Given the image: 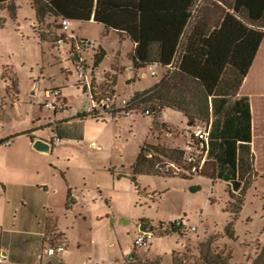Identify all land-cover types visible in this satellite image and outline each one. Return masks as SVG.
Instances as JSON below:
<instances>
[{
	"label": "rangeland",
	"instance_id": "obj_1",
	"mask_svg": "<svg viewBox=\"0 0 264 264\" xmlns=\"http://www.w3.org/2000/svg\"><path fill=\"white\" fill-rule=\"evenodd\" d=\"M225 1L231 0H200L195 19L204 17L216 21L225 12ZM0 22L3 25L0 26V105L2 97L7 96V88L18 98L7 102L14 103V108L0 106V141L14 130L25 129L36 117L48 113L43 107L46 87H54L50 91L61 90L69 108L65 114L78 116L86 113L89 95L82 85L75 86L79 78L69 47L67 44L56 45L52 40V43L40 42L33 30L36 12L32 0H14L11 6H0ZM71 31L80 39L92 42V46L82 52L89 66L93 65L96 52L101 48L106 52L93 73L92 69L88 70L100 88L111 87L121 96L125 94L123 97L128 100L130 97L126 95L133 90L149 86L158 79L151 77L149 70H145L148 75L144 76L145 71L137 74L127 69L132 65L128 55L132 44L122 42L116 32H107L104 26L94 22L75 21L71 23ZM53 32L58 34V31ZM53 32L52 37L55 36ZM34 82H38L35 96L31 93ZM51 99L57 102L55 97L51 96ZM159 115L160 112L153 116L134 112L127 117L106 115L104 120L87 117L84 128L70 129L74 133L84 129L82 142L58 143L53 154L49 153L43 160L42 177L49 181V193L45 192L49 208L55 211L70 243L82 242L80 254H86L91 249L90 233L106 230L103 225L95 223V216L107 213L129 220L146 219L152 226L183 220L185 228L196 227V230L171 235L154 232L150 244L138 248L142 255L137 260L143 263L149 260L152 264H252L264 247L263 178L245 189L240 204L238 199L231 197L226 182L203 174H196L191 180L142 176L141 185H150L152 191H157L155 195H147L132 182V164L145 144L157 143L159 139L162 141L159 143L171 147L185 151L191 149L188 138L192 128L182 114L166 109L160 119ZM196 124L205 126L206 121L197 120ZM92 142L98 147L91 145ZM14 148L20 149L19 141L10 147H0V164L10 160ZM112 171L124 172L125 176H113ZM62 173L73 183V192L78 199L74 211L67 217L66 182ZM110 226L108 235L117 233L121 244L126 245L130 238L128 230L132 228L129 221L120 220L114 228L113 223ZM228 228L233 229L232 236L227 233ZM107 239L102 245L107 252H103L100 258L109 259L120 254L110 247L111 241ZM130 248H134L131 238Z\"/></svg>",
	"mask_w": 264,
	"mask_h": 264
},
{
	"label": "trees",
	"instance_id": "obj_2",
	"mask_svg": "<svg viewBox=\"0 0 264 264\" xmlns=\"http://www.w3.org/2000/svg\"><path fill=\"white\" fill-rule=\"evenodd\" d=\"M13 1L0 0V6H11ZM199 2L32 0L37 25L33 30L42 43L53 41L58 44L63 39V44L71 46L70 56L74 62L78 60L72 48L74 40L63 29V20L71 24L74 21L87 22L93 19L107 31L116 32L122 42L130 41L132 50L128 55L133 66L131 72L138 74L152 67L157 75L151 76L150 72L149 75L158 79L150 87L133 93L128 100L133 105L155 110V114L165 108L177 110L185 116L190 126L197 125V120H205V126H211L210 161L200 174H205L206 168L211 165L210 177L227 181L231 197L238 199L240 204L243 192L257 174L254 170L255 156L251 149L250 100L247 96L239 97L238 91L264 39V0L225 1V12L212 22L204 17L195 19L194 13ZM0 26H3L1 22ZM52 32L55 35L53 37ZM105 56L106 52L102 48L94 54L92 73ZM176 58L177 68L171 72L170 65ZM91 78L94 92V89L101 86L95 84L94 77ZM77 85L81 86L79 82ZM83 89L87 92L84 86ZM112 90L117 99V92ZM62 105L52 110L55 113L66 110L65 102ZM79 117L105 119L104 116L95 117L89 113ZM31 132L27 130L24 134ZM12 137L1 140L0 145L9 143ZM147 152L152 156H147ZM184 153L185 150L165 143L145 144L132 164V182L137 189H141L139 175L174 177L172 174L161 173L156 165L163 158L180 162ZM238 194L241 196L238 197ZM71 203L69 189L66 207L70 208ZM144 225L159 235L188 232L184 228L177 229L173 222H160L157 226L145 222ZM233 232V229H227L231 236ZM132 254L134 260H128L125 264H152L149 260L144 263L137 260L135 251ZM252 264H264V247Z\"/></svg>",
	"mask_w": 264,
	"mask_h": 264
},
{
	"label": "crops",
	"instance_id": "obj_3",
	"mask_svg": "<svg viewBox=\"0 0 264 264\" xmlns=\"http://www.w3.org/2000/svg\"><path fill=\"white\" fill-rule=\"evenodd\" d=\"M87 22H94V20L91 19ZM68 47L69 54L71 55V46L68 45ZM146 75L147 74H144V76ZM115 79L118 81L117 77H115ZM16 80L17 79H15L14 82H16L15 84L17 85ZM95 84L98 86L96 79ZM151 85L143 88L150 87ZM115 87L116 91H118L117 85ZM51 88L54 87L45 88L46 101L43 107L47 109L48 113L36 117L25 129L14 130L10 135L6 136V139L13 136L10 142L0 145V147H10L14 142L19 141L20 143V149L18 151L16 148L13 149L14 151L10 156V160H6L0 164V257L3 258L0 264H125L126 258L134 252V248H130V238L134 245V239L142 232L141 226L145 224V222L150 225L148 220L142 218H133L129 220L127 217H119L117 214L111 215L110 213H107L105 216H95V223L103 225L106 230L103 231V233L99 232V230L97 232H91V249L86 254H80L84 244L82 242L70 243L68 233L60 226L59 218L54 213L55 211L53 208H49L50 204L45 192L49 193L50 189L48 179L42 177L44 170L43 160L48 157L49 153L50 155L53 154L55 145L58 143L65 141L82 142L84 140V129H80L76 133L71 132L70 129L73 127L81 128V126L84 128V122L86 120V118L81 119L79 115L65 114L69 110L67 106L66 110L56 113L52 109L46 107V103L52 101L51 96H49ZM10 90V88H7V96L2 97L0 106L10 105L7 103L8 100L14 102V98L16 97ZM136 91H138V89L133 90L126 96L129 98ZM31 93L34 96L38 94V82H34ZM117 94V102L127 100V97H123L125 94H122V96L119 93ZM238 96H247L251 105V149L255 156L254 170L257 175L250 181L248 185L250 186L258 179H264V39L247 76L239 88ZM63 99L66 104L67 101L64 96ZM17 100L18 98H16L15 101ZM10 106L14 108L15 104L13 103ZM166 109L170 108L163 109L158 116L159 119ZM42 113L45 112L42 111ZM182 116L187 123L185 116L183 114ZM27 130H32V132L30 134H24ZM45 131H47V134L44 133ZM57 137H59L60 140H56ZM37 140L46 142L49 144V148L46 151L35 149L34 143ZM159 142L162 141L158 139V142L153 143V145ZM91 145L97 146L95 142H92ZM149 154V152L146 153L147 156H149ZM211 171L212 167L209 165L203 175L211 176ZM144 175L147 174L138 176V182L141 188L143 191L145 190L144 192L147 195H155L157 191H152V189L149 188L150 185H141L140 179ZM62 176L66 182V185L64 184V194H66L65 216L67 217L78 204V199L73 192V183L69 181L68 178H65V173H62ZM113 176H125V173H117L114 171ZM193 177L194 176L190 178H181L191 180ZM224 182L227 183L229 188V183L227 181ZM69 189L71 190L72 203L70 208H67ZM166 191L167 190L162 191L161 194ZM106 201L107 203L111 202L108 200ZM79 215L82 217V214ZM83 217L87 218V216ZM120 220H128L129 224L132 225V228H130L127 233L128 236H130L129 241L124 246L121 244L117 233L112 232L110 236L107 233V230L109 231L111 228V226L109 227L110 223H113L114 228V225ZM143 220L145 222H143ZM147 228L149 229V227ZM107 235L109 237H107ZM105 238L111 241L110 247L119 251L120 254L109 259L100 258L103 252H107L105 248H102V245L105 244L106 241ZM49 247H54L56 249V253L52 256L46 253ZM135 255L137 259L142 255V252L135 250ZM150 255L152 254L150 253Z\"/></svg>",
	"mask_w": 264,
	"mask_h": 264
},
{
	"label": "built area",
	"instance_id": "obj_4",
	"mask_svg": "<svg viewBox=\"0 0 264 264\" xmlns=\"http://www.w3.org/2000/svg\"><path fill=\"white\" fill-rule=\"evenodd\" d=\"M63 29L66 31L69 38L74 40L72 45L73 52L75 56H78V60L76 61L77 72L79 83L87 89L89 95V105L86 109V113L92 114L95 117H103L122 114L125 117L131 115L134 112H140L145 116H153L155 114V110H152L149 107H144L142 105L136 106L130 100H125L123 102H117L116 94L113 92L111 87H104L99 89H94L92 91V78L88 73V70L91 69L84 59L82 52L92 46V42L90 40L80 39L73 32H69L70 22L68 20L62 21ZM64 40L60 39L58 44H63ZM175 62L170 65V70L173 72L176 70ZM129 70L133 69V66L128 67ZM149 71L151 76H156L157 72L152 67H149ZM49 96H53L56 98V101H48L46 103V107L50 109H56L58 107L63 106L62 103L64 99L62 98L61 90L58 88L49 91ZM192 128V132L189 133V145L191 149L189 151H185L183 158L180 162H175L163 158V161L157 163L156 168L163 174H172L174 176H185L191 177L196 174H200L206 167L207 163L210 161L209 154V142H210V125L206 126H190ZM151 157L152 154L150 153ZM177 229L184 228L185 230H196V227H190V229L185 228L184 222L181 220L173 222ZM155 236L154 231H142L135 239H134V251L138 250V248L147 247L150 244V241ZM49 256H52L56 253V249L54 247H49L46 252ZM129 261L134 260L133 254L128 256ZM3 261V258L0 257V262Z\"/></svg>",
	"mask_w": 264,
	"mask_h": 264
},
{
	"label": "water",
	"instance_id": "obj_5",
	"mask_svg": "<svg viewBox=\"0 0 264 264\" xmlns=\"http://www.w3.org/2000/svg\"><path fill=\"white\" fill-rule=\"evenodd\" d=\"M34 148L39 151H46L49 148V144L42 140H37L34 143ZM142 231H150L144 224L141 226Z\"/></svg>",
	"mask_w": 264,
	"mask_h": 264
}]
</instances>
